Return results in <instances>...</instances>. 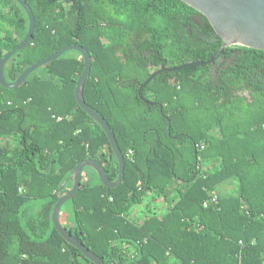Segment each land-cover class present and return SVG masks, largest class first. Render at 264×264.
Returning <instances> with one entry per match:
<instances>
[{
	"label": "trees",
	"instance_id": "1",
	"mask_svg": "<svg viewBox=\"0 0 264 264\" xmlns=\"http://www.w3.org/2000/svg\"><path fill=\"white\" fill-rule=\"evenodd\" d=\"M25 1L34 30L5 61L4 79L82 45L84 100L124 156L115 187L83 167L60 207L63 226L105 264H264V50L226 46L211 63L143 83L216 53L222 39L202 13L182 0ZM28 24L17 0H0V57ZM83 67L69 49L20 86L0 85V264H94L51 220L79 161L118 174L103 128L73 94Z\"/></svg>",
	"mask_w": 264,
	"mask_h": 264
},
{
	"label": "water",
	"instance_id": "2",
	"mask_svg": "<svg viewBox=\"0 0 264 264\" xmlns=\"http://www.w3.org/2000/svg\"><path fill=\"white\" fill-rule=\"evenodd\" d=\"M24 10L26 11L29 19L28 29L24 37L16 44L14 48L6 51L0 57V85L6 88H16L20 86L29 72L35 68L56 59L60 54L69 49L77 50L81 53L83 57L84 67L79 74L76 84L73 90L75 100L79 107L83 109L88 115H90L104 130L109 144L110 149L115 154V157L118 162V174L115 180H110L105 172L104 166L96 159L88 157L79 161L74 167L69 176L72 181V186L64 194L59 196L55 202L52 212L51 220L55 229L60 233V235L67 241L68 244L73 245L79 249L82 254L87 257L94 264H105L103 260L98 257L94 251L90 250L87 246L83 245L82 242L76 238L69 230H67L61 220H60V207L62 203L72 198L76 190L78 189L81 181V172L84 166H89L93 168L97 175L99 176L100 181L106 187H115L119 185L122 181L124 175V156L115 139L113 132L110 129L109 124L104 119V117L98 113L93 107L87 104L83 97V83L90 72V54L83 48L82 45L78 43L66 44L61 46L55 52L33 62L22 70V72L16 77L12 82H7L3 76V65L8 57L15 51L21 49L28 43L31 39L35 19L32 11L25 0H17ZM186 4L195 8L197 11L202 13L209 23L211 24L213 30L219 35L222 39V43L217 49L216 53L213 56L206 60H192L185 62L176 66H163L156 70H153L143 82L145 83L151 79L154 75H157L161 71H172L180 69L183 67L191 65H203L206 63H211L217 57V54L221 50L230 45H240L246 46L255 49L264 50V0H182ZM65 181H63L59 190L63 188Z\"/></svg>",
	"mask_w": 264,
	"mask_h": 264
},
{
	"label": "rangeland",
	"instance_id": "3",
	"mask_svg": "<svg viewBox=\"0 0 264 264\" xmlns=\"http://www.w3.org/2000/svg\"><path fill=\"white\" fill-rule=\"evenodd\" d=\"M229 188H230V184L224 186V189H229ZM147 200H148V198L146 197L145 202H147ZM145 202H144V203H145ZM143 205H144V204H143ZM143 208H144V207H143L142 205L137 206V207H135V208L133 209V212H132V213H134V214L141 213V210H142Z\"/></svg>",
	"mask_w": 264,
	"mask_h": 264
},
{
	"label": "built area",
	"instance_id": "4",
	"mask_svg": "<svg viewBox=\"0 0 264 264\" xmlns=\"http://www.w3.org/2000/svg\"><path fill=\"white\" fill-rule=\"evenodd\" d=\"M58 119H61V117L59 116ZM202 147H203V144L200 145V148H202ZM130 152H131V151H130ZM210 200H211V201L215 200V195L212 196ZM207 204H208V202L205 201V202H204V205H207ZM263 263H264V261H263Z\"/></svg>",
	"mask_w": 264,
	"mask_h": 264
},
{
	"label": "crops",
	"instance_id": "5",
	"mask_svg": "<svg viewBox=\"0 0 264 264\" xmlns=\"http://www.w3.org/2000/svg\"><path fill=\"white\" fill-rule=\"evenodd\" d=\"M141 212H142V210H141ZM140 214V213H139Z\"/></svg>",
	"mask_w": 264,
	"mask_h": 264
}]
</instances>
